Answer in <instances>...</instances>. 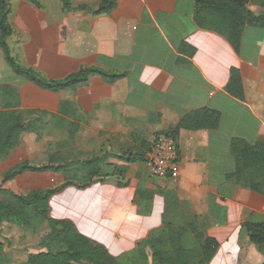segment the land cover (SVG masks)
I'll list each match as a JSON object with an SVG mask.
<instances>
[{
    "label": "crops",
    "instance_id": "obj_1",
    "mask_svg": "<svg viewBox=\"0 0 264 264\" xmlns=\"http://www.w3.org/2000/svg\"><path fill=\"white\" fill-rule=\"evenodd\" d=\"M36 1L12 2L14 33L9 44L22 65L49 78L65 77L80 67L126 73L115 82L91 74L76 88L61 90L72 91L74 136L91 123L89 136L103 145L98 155L107 161L120 163L115 154L134 146L141 149L139 141L153 144L156 131L176 126L197 109L210 107L222 113L217 129H181L178 178L151 177L156 183L148 186L176 192L208 225L223 250L222 258L209 264H261L264 252L250 241L241 224L264 220V194L227 183L226 177L235 169L232 139L264 140V28L247 25L240 52L228 42L219 49L205 42L195 58L185 57L187 62L182 63L178 61L181 42L200 35L194 20L196 0H117L116 9L101 14L77 9L82 5L95 9L101 0H71L70 11L64 10L62 0ZM249 8L261 10L258 3ZM225 50L238 60L225 65ZM0 61L5 64L0 85L9 84L19 93L25 84L54 95L60 92L41 89L17 76L1 49ZM232 67L242 75L243 101L226 91ZM19 95L24 106V96ZM16 165H1V178ZM131 173L125 187L107 181L111 196L102 201L103 214L118 225L126 251L135 250L145 235L144 214L134 202L139 180L136 172Z\"/></svg>",
    "mask_w": 264,
    "mask_h": 264
},
{
    "label": "trees",
    "instance_id": "obj_2",
    "mask_svg": "<svg viewBox=\"0 0 264 264\" xmlns=\"http://www.w3.org/2000/svg\"><path fill=\"white\" fill-rule=\"evenodd\" d=\"M0 0V49L5 62L12 71L41 89L52 92L76 88L87 82L91 74H99L110 82L123 78L126 73L108 72L97 67H80L77 71L61 78H49L31 67L22 65L12 54L9 38L14 33L10 22L12 2ZM37 3L36 0H30ZM257 1L260 11H253L249 5ZM65 11L73 9L71 0H62ZM117 0H101L97 7L82 5L79 10L91 9L94 14L111 13ZM194 20L200 35L191 36L178 47L179 62L186 63L195 58L198 51L207 44L221 48L228 42L236 52L242 47L243 33L247 25L264 28V0H196ZM226 91L239 100H245L241 72L232 67ZM0 160L6 158L19 144L22 136L35 131V125L22 116L8 114L10 109L21 106L17 89L9 84L0 85ZM222 113L203 107L184 115L170 134L178 139L181 129L214 130L220 126ZM77 126L72 128V136ZM141 149L135 152L115 154L123 161L119 165L107 161L103 155L66 160L60 153H52L47 163L21 162L7 170L1 179L0 193L11 196L10 201H0V254L4 251L3 227L13 223L21 228L49 225V232L42 236L39 245L42 250L31 253L27 264H136L112 254L118 226L103 215L102 200L110 197L106 192L107 180L113 179L118 187L128 185L129 164L148 161L152 144L141 142ZM230 152L235 160V169L226 177L227 183L250 191L264 194V140L250 143L243 138H234ZM61 173L64 181L58 186L44 190H31L26 194L15 193L3 186L30 173ZM150 176V175H149ZM151 177V176H150ZM141 181L136 189L134 202L142 214L151 215L157 196L164 200L159 213L162 225L158 232L151 233L137 244L135 252L150 259L151 264H209L223 256L222 246L208 231V225L193 212L188 202L180 200L177 193L156 186L149 188ZM72 214H82V219H68ZM250 241L264 252V220L248 219L241 224ZM191 235V246L185 244V237ZM62 242L63 248L52 250L51 243ZM45 249V250H44ZM149 250V255L146 254ZM264 264V261L261 263Z\"/></svg>",
    "mask_w": 264,
    "mask_h": 264
},
{
    "label": "rangeland",
    "instance_id": "obj_3",
    "mask_svg": "<svg viewBox=\"0 0 264 264\" xmlns=\"http://www.w3.org/2000/svg\"><path fill=\"white\" fill-rule=\"evenodd\" d=\"M252 4H257V1ZM232 56L231 50L223 51L222 62L225 65H230L232 61L238 60V58L234 60ZM0 72H5V64L1 61ZM0 74L2 75V73ZM20 93L24 96L22 99L25 102L24 106L10 109L8 114L22 116L28 123L35 125V131L24 134L19 144L10 154L0 160V166L4 163L18 164L24 161L34 164H44L48 162L52 153H60L66 160L98 154L103 145L95 140V137L89 136V131L92 128L91 123L89 127H82L77 136H72V91H60L54 95L50 92L39 90L33 85L25 84L20 90ZM169 126L156 131L153 139H156L160 134L170 132L175 125ZM141 140L144 139L141 138ZM141 142L139 141L138 143L139 148H141ZM127 151L130 153L135 152L136 146ZM118 164L125 165L123 161L118 162ZM130 169L131 165L129 166V176L131 172H136L138 180L140 175L141 181L147 184L156 183L149 176L148 164L146 162L134 163L132 164V169ZM1 179L0 176V186H2ZM63 181L64 178L61 173H30L20 179L5 184L3 188L15 193L26 194L31 190H44L48 187L58 186ZM107 181L113 185L115 184L113 179ZM1 200L10 201L11 196L7 193H0ZM163 205V198L157 196L152 214L144 215L141 228L145 235L141 241L146 240L151 233L153 234L159 231L162 225V217L159 216V213L163 210ZM68 219L74 221L80 220L82 219V214H72L68 216ZM49 230L50 228L47 223L31 229L21 228L13 223H6L2 232L4 251L0 254V264H27L28 257L31 253L42 250L39 241ZM192 243V236H186L185 244L191 246ZM63 247L62 242L50 244V248L54 251ZM111 251L114 256L128 259L136 264H151L150 259L143 258L138 252L126 251L124 249L118 237V230L116 231V240L112 245ZM149 253V250H146V254L149 255Z\"/></svg>",
    "mask_w": 264,
    "mask_h": 264
},
{
    "label": "built area",
    "instance_id": "obj_4",
    "mask_svg": "<svg viewBox=\"0 0 264 264\" xmlns=\"http://www.w3.org/2000/svg\"><path fill=\"white\" fill-rule=\"evenodd\" d=\"M147 164L151 177L178 178L180 153L176 138L170 134H160L148 153Z\"/></svg>",
    "mask_w": 264,
    "mask_h": 264
}]
</instances>
